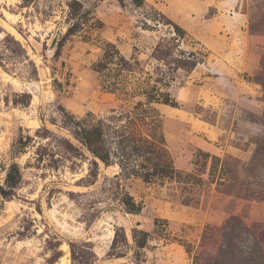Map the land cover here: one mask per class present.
<instances>
[{"label": "rangeland", "instance_id": "rangeland-1", "mask_svg": "<svg viewBox=\"0 0 264 264\" xmlns=\"http://www.w3.org/2000/svg\"><path fill=\"white\" fill-rule=\"evenodd\" d=\"M70 1L0 0V191L11 164L20 174L0 193V264H264V0L223 10L238 26L212 36L175 23L169 0H78L90 16L55 55ZM105 41L131 59L130 86L157 68L170 81L177 105L155 106L176 168L193 169L198 150L232 155L234 189L213 183L184 205L172 185L116 177L78 139L72 120L125 102L92 70ZM158 44L188 63L155 60ZM124 191L139 212L125 210Z\"/></svg>", "mask_w": 264, "mask_h": 264}, {"label": "trees", "instance_id": "trees-1", "mask_svg": "<svg viewBox=\"0 0 264 264\" xmlns=\"http://www.w3.org/2000/svg\"><path fill=\"white\" fill-rule=\"evenodd\" d=\"M132 2L136 6L142 4V0ZM68 6L72 21L58 40L55 55H58L64 40L80 30L81 21H87L90 16V12L83 10L82 3L78 0H71ZM77 15L80 21L76 19ZM173 26L178 29V25L173 23ZM151 57L160 63L170 59L164 65L173 63V70L188 63L181 57L178 58L179 56L174 57L168 46L163 49L160 44L154 48ZM112 66H115L117 72H114ZM92 70L102 77V85L106 91L115 95L120 92L125 102L118 108H111L106 115L96 116L87 112L72 122L76 136L94 157L106 166H118L116 177H137L146 184H156L160 187L172 185L176 199L184 205H197L201 193L213 183L218 192H224L220 187L225 182L230 183L234 189L241 161L232 155L220 157L198 150L191 162L193 169L187 171L174 165L165 144L162 116L155 104L176 106L177 101L170 92V81L164 79L161 68H157L158 73L154 78L151 75L145 80L137 78L138 81L130 86L126 74L134 72L131 59L125 57L115 44L105 41L102 55L92 64ZM139 73L142 74V70H139ZM261 84L264 85L263 82ZM136 97L138 98L135 99ZM231 166H234L233 170L230 169ZM19 177L17 165L11 164L5 178L6 188H1L0 191L2 196L10 193ZM252 196L245 194L243 198L249 199ZM120 202L127 212L137 213L141 210V204L137 203L128 191H124ZM232 219L239 220L237 216H232L226 221L220 228L226 229L223 231L224 235L227 230L232 231L231 227H227ZM137 243L139 247H143L145 240ZM223 246L225 247L224 244Z\"/></svg>", "mask_w": 264, "mask_h": 264}, {"label": "crops", "instance_id": "crops-1", "mask_svg": "<svg viewBox=\"0 0 264 264\" xmlns=\"http://www.w3.org/2000/svg\"><path fill=\"white\" fill-rule=\"evenodd\" d=\"M238 0H169L167 14L178 25L185 29H199L206 35L219 33L227 25L237 27L233 17L226 16L223 10L233 9ZM157 5V3H156ZM213 10L212 12H210ZM208 13H211L208 15ZM208 16V17H205ZM195 17V18H194ZM196 18L203 19L201 23ZM235 23V24H234ZM198 27V28H196Z\"/></svg>", "mask_w": 264, "mask_h": 264}, {"label": "bare ground", "instance_id": "bare-ground-1", "mask_svg": "<svg viewBox=\"0 0 264 264\" xmlns=\"http://www.w3.org/2000/svg\"><path fill=\"white\" fill-rule=\"evenodd\" d=\"M116 166V165H115Z\"/></svg>", "mask_w": 264, "mask_h": 264}]
</instances>
